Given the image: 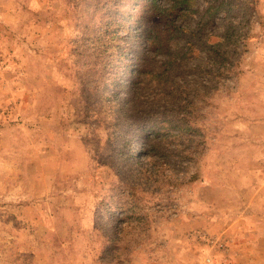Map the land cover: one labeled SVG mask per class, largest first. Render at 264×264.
Here are the masks:
<instances>
[{
  "label": "rangeland",
  "instance_id": "rangeland-1",
  "mask_svg": "<svg viewBox=\"0 0 264 264\" xmlns=\"http://www.w3.org/2000/svg\"><path fill=\"white\" fill-rule=\"evenodd\" d=\"M181 1L0 0V264H264V0Z\"/></svg>",
  "mask_w": 264,
  "mask_h": 264
},
{
  "label": "trees",
  "instance_id": "trees-1",
  "mask_svg": "<svg viewBox=\"0 0 264 264\" xmlns=\"http://www.w3.org/2000/svg\"><path fill=\"white\" fill-rule=\"evenodd\" d=\"M184 3H185V1L184 0H182L181 1V5H184ZM218 7V6H217ZM160 15H163V14H161V13H159ZM158 14V15H159ZM165 15V14H164ZM165 17H166V15H165ZM228 30V29H227ZM149 32H154V30L153 29H150L149 30ZM156 34V37H157V33L156 32H154L153 33V35H155ZM163 54H165V56H166V59L169 57V52H168V50H165V51H163ZM137 60V59H136ZM168 61H169V58H168ZM164 64H168V65H170V63L169 62H167L166 63V60H165V62L163 63V65ZM138 65H140V64H136V66H135V74L130 78V80H129V88L131 87V89L130 90H132V88H134V87H136V85L138 84V82H139V80H138V78H140V77H138L139 76V73H142L143 72V66H138ZM129 66V64H127L126 65V67H128ZM142 71V72H141ZM165 72H166V70L165 69H162V70H159L158 72L156 71L155 72V74H154V76L156 77L155 78V80L157 81V82H159V79L161 78V77H163V75L165 74Z\"/></svg>",
  "mask_w": 264,
  "mask_h": 264
}]
</instances>
